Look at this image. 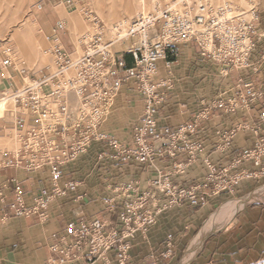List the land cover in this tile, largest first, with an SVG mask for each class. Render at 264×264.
Returning a JSON list of instances; mask_svg holds the SVG:
<instances>
[{"label": "built area", "instance_id": "2783aa9c", "mask_svg": "<svg viewBox=\"0 0 264 264\" xmlns=\"http://www.w3.org/2000/svg\"><path fill=\"white\" fill-rule=\"evenodd\" d=\"M77 0H67V3ZM97 31L82 36L81 52H69L63 44L66 21L58 20L47 36L53 68L37 76L23 77L8 97L15 110L10 111L17 132L16 151L0 150V204L2 220L36 217L45 222L52 203L74 193L83 180L68 178L67 167L79 158L95 152V160L121 165L149 164L155 159L174 160L167 171L146 180L141 188L136 182L117 186L104 200L106 217L79 218L67 221L48 248L44 264H127L131 241L148 229L165 210L188 203L204 207L209 198L233 193L245 181L264 174V108L254 125L243 123L224 132L228 146L238 131L255 135L253 147L242 152L229 167L217 168L210 160L204 163L207 173L202 181L183 187L171 177L183 175L196 162L202 145L194 141L201 124L215 111L248 113L256 102L264 104V90L251 81L237 80L230 97H218L201 103L193 120L177 128H158V111L174 86L172 68L177 63L180 45L191 44L199 56L219 66L222 75L254 68L250 56L264 38L259 28V10L215 0H168L155 2L153 10L138 13L125 27L105 25L93 19ZM3 66L14 64L12 49L4 51ZM125 55L130 57L127 65ZM161 71H164L163 76ZM124 86L142 102L136 122L130 125L129 138L118 140L104 129L108 114L115 111ZM162 141L156 145L157 142ZM183 156V160H179ZM242 162L254 169L232 171ZM12 169L35 175L37 187L28 191L17 178H3ZM173 253L169 236L163 259Z\"/></svg>", "mask_w": 264, "mask_h": 264}, {"label": "crops", "instance_id": "0c3cea01", "mask_svg": "<svg viewBox=\"0 0 264 264\" xmlns=\"http://www.w3.org/2000/svg\"><path fill=\"white\" fill-rule=\"evenodd\" d=\"M55 3L56 0H47L45 7ZM262 7L259 10V28L264 31V6ZM179 49L177 64L172 68L174 86L158 111L159 129H173L190 122L201 109L203 100L230 97L239 78L251 81L256 88L264 90V62L259 61L264 53V38L256 44L250 56L253 65L260 62L256 70L249 68L231 73L224 79L221 77L220 83L216 79L217 66L202 59L191 44L180 45ZM197 62L206 66L203 71L191 67V63ZM163 74L164 71H161L162 76ZM2 78L5 87L14 86V79L20 82V75L16 72H12L7 78L2 73ZM211 81L213 84L207 87L205 82ZM261 108H264V104L256 102L248 113L238 111L223 114L215 111L192 136L194 141L202 145L196 162L185 174L174 175L171 180L183 187L199 183L207 173L205 159L210 160L217 168L231 166L242 152L253 147L255 135L250 131H238L230 144L225 146L221 134L243 123L254 125ZM141 109V100L132 94L128 86H124L116 102V113L109 118L104 129L114 135H126L125 125L129 128L136 122ZM5 116L6 114H2L0 119ZM178 159L183 160L184 157L180 156ZM173 161L165 157L143 165H121L107 161L97 163L95 152L91 150L66 170L69 179L83 180V184L67 198L52 203L45 222H40L36 217L3 221V209L0 204V264H44L49 256V246L55 236L62 232L67 221L98 216L114 222L115 213H108L104 205V200L113 195L114 188L128 182H136L144 188L147 179L156 177L157 170L167 171ZM243 169L254 168L250 162H242L232 171ZM2 176L17 178L28 191H34L40 185L35 175H25L12 169L4 170ZM261 187H264V174L258 179L242 182L233 193L209 198L204 207L184 203L163 211L157 216L155 224L148 229L145 238L137 235L131 241L130 259L127 264H182L185 252L198 237H201V242L193 258L186 263V254L184 264H264V196L261 200L251 201L241 208L238 207L239 209L236 208L228 218L227 212L235 205L228 203L230 201L224 203L229 197H239L243 198L242 200L258 198L261 192L257 190ZM226 203L228 204L224 206ZM219 206L221 207L215 214ZM223 219L227 220L225 224L213 230L215 224ZM208 226L210 230L202 236ZM169 236L173 253L163 259L161 254L165 251ZM110 257V264H116L113 256ZM96 264L103 263L99 261Z\"/></svg>", "mask_w": 264, "mask_h": 264}, {"label": "rangeland", "instance_id": "374dc122", "mask_svg": "<svg viewBox=\"0 0 264 264\" xmlns=\"http://www.w3.org/2000/svg\"><path fill=\"white\" fill-rule=\"evenodd\" d=\"M99 1L102 2L101 10H99L95 5H91L89 3L90 0H77L70 3H67L66 0H56L55 4L48 7H45L47 0H0V110H4L0 111V116L2 114H6L4 119H0V150L14 152L19 147L17 132L14 130L12 125V117L10 115V111L15 110V107L13 106L12 101L7 99L12 90L9 86L5 87L2 73L6 78L9 77L12 72L17 73V71H20L23 77L32 75L37 76L45 73L47 71V67L53 68L54 58L49 52L50 44L47 41V36L58 20L67 21L66 31L64 32L65 34L63 36V44L65 48L69 52L76 50L77 53H80L82 49V45L80 44L82 36L92 34L97 31V25L93 19L102 22L106 28L110 27L111 24L117 23L118 10L114 11L108 8V0ZM139 1L140 0H124L122 3L123 7L121 6L119 8L121 15H123L122 17L120 16L119 21L124 17L128 23L133 17L137 15L139 10L140 12L143 11V7L145 8V12L153 10L151 0H145L142 4H140ZM215 1L240 4L246 8H249L251 3H253L256 5L258 10L264 6V0ZM162 2L164 3V0ZM61 4L63 7H60ZM126 5H128V7ZM140 6L143 7L140 8ZM22 25L23 27H21ZM28 29H32L30 33L28 32ZM9 48L12 49L16 56L14 64H12L10 67L3 66L2 64L3 60L5 59L4 51ZM176 64L177 63H175L174 66ZM212 64L217 66L218 75H216V79H218L217 81L220 83L221 77L224 79L226 75H222L220 73V68L218 65L214 63ZM191 67H196L199 69V71H203L206 66L197 62L191 63ZM12 77L14 76L12 75ZM14 80L18 86L19 83L17 79ZM205 84L208 87L209 85L213 84V81L210 83L205 82ZM207 93L209 94V89H207ZM104 126H107V119ZM129 129L130 126L126 130L127 135L119 137L118 140L122 142L128 140ZM108 132L111 133L109 130ZM257 191L261 192V195L258 198L242 200L243 198L239 197H229L224 201V203L230 201L228 203H233L235 208H241L248 202L262 199L264 196V187H261L260 190L258 189ZM252 194H250V196ZM228 203H226L224 206H226ZM220 207L221 206H219L215 211V214L219 211ZM226 221L227 220L223 219L221 222L215 224V228L213 230L220 228L225 224ZM187 252L188 250L184 254L182 264H184Z\"/></svg>", "mask_w": 264, "mask_h": 264}, {"label": "bare ground", "instance_id": "6f19581e", "mask_svg": "<svg viewBox=\"0 0 264 264\" xmlns=\"http://www.w3.org/2000/svg\"><path fill=\"white\" fill-rule=\"evenodd\" d=\"M123 1L124 0H108L107 2H108V8H110L111 10H114V11H117L118 10V18H117V23L118 24H120L121 26H123V27H125L126 26V24H127V21L124 19V17L123 18H121V20L119 21V18H120V16L122 17L123 15H121V13H120V11H119V8L122 6V3H123ZM127 1H129V0H127ZM144 1L145 0H140L139 2H140V4H142V3H144ZM163 0H151V5H152V8L154 7V4H155V2H162ZM168 0H164V2H167ZM91 5H95L99 10H101V8H102V2H100L99 0H90V2H89ZM127 7H128V5H126ZM123 7V6H122ZM143 7V6H142ZM141 6H140V8H142ZM59 8V7H58ZM139 10V9H138ZM142 10L143 11H141V12H144L145 11V8L143 7L142 8ZM138 12V11H137ZM140 12V10H139V12L138 13H141ZM137 13V14H138ZM23 25H26V24H23ZM23 25L21 26V27H23ZM26 30V29H25ZM24 30V31H25ZM32 30V29H31ZM30 29H28V32L30 33V31H31ZM33 34V33H32ZM17 35V34H16ZM77 47V46H76ZM75 55H78V53L76 52V50H75ZM4 99V98H3ZM3 99H1V100H3ZM7 99H9L10 101H12V99L10 98V97H7ZM115 111L114 112H112V113H110V114H108V116H107V122L109 121V118L112 116H114L115 115ZM127 125H125V132H126V135H127ZM114 137H116V138H119V137H122V136H118V135H114V134H112ZM7 140V139H6ZM8 143V142H7ZM236 208L235 207H233L232 209H229V212H227V214H226V218H228V216L235 210ZM210 230V226H208L205 230H204V233H203V235L202 236H204L208 231ZM200 242H201V237H198V238H196L195 239V241L193 242V244H192V246L190 247V249L188 250V253H187V258H186V263L187 262H189L192 258H193V256H194V254H195V252H196V250H197V248H198V246H199V244H200Z\"/></svg>", "mask_w": 264, "mask_h": 264}, {"label": "trees", "instance_id": "16d2710c", "mask_svg": "<svg viewBox=\"0 0 264 264\" xmlns=\"http://www.w3.org/2000/svg\"><path fill=\"white\" fill-rule=\"evenodd\" d=\"M125 60L127 62V65H130V57L128 55H125Z\"/></svg>", "mask_w": 264, "mask_h": 264}]
</instances>
